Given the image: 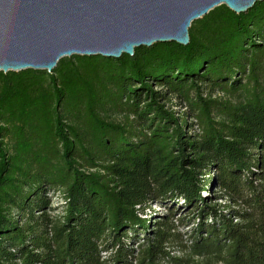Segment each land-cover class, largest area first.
<instances>
[{"label": "trees", "instance_id": "16d2710c", "mask_svg": "<svg viewBox=\"0 0 264 264\" xmlns=\"http://www.w3.org/2000/svg\"><path fill=\"white\" fill-rule=\"evenodd\" d=\"M189 35L0 72V264H264V3ZM124 104L128 123L100 113Z\"/></svg>", "mask_w": 264, "mask_h": 264}, {"label": "water", "instance_id": "95a60500", "mask_svg": "<svg viewBox=\"0 0 264 264\" xmlns=\"http://www.w3.org/2000/svg\"><path fill=\"white\" fill-rule=\"evenodd\" d=\"M264 0H0V72H54L74 56L120 59L158 43L188 46L219 6L245 14Z\"/></svg>", "mask_w": 264, "mask_h": 264}, {"label": "rangeland", "instance_id": "374dc122", "mask_svg": "<svg viewBox=\"0 0 264 264\" xmlns=\"http://www.w3.org/2000/svg\"><path fill=\"white\" fill-rule=\"evenodd\" d=\"M68 59L69 58H64L62 60H68ZM42 72H46V71H42ZM49 81H50V78H49ZM213 96L221 98L223 101H232L233 103H236L240 99V96L230 97V96L225 95V94L220 93V92H216ZM168 108H170L171 110L176 112L177 115L180 117H184V114L187 112L185 105H183L176 98L171 99V101L168 104ZM61 113H63V111H61ZM100 113L104 117L105 120L112 122L114 124H121L122 125V124L128 123V115L126 114L125 104L123 106H120V107H109V106H107L105 109L100 110ZM191 122H192V120H191ZM67 123L68 124H74L75 122L69 117V118H67ZM78 127H79V125H78ZM49 147H51L50 143H49ZM7 149L9 151V155L11 157H13L15 155V150H14V145H13L12 140H9L7 142ZM58 150H60V148ZM37 151H38V147H35L34 152H37ZM55 162L57 163L58 160ZM32 171L35 172L34 167L32 168ZM206 196H211V194L206 193ZM49 198H50L51 208L53 210L52 213L53 214H61V212L63 211V209H62V207H63L62 197L58 193H55V194L50 193ZM218 202L221 203L222 201H218ZM152 210L154 213H156V214H152V215H151V212L148 213V216H151L152 219L157 218L158 216H156V215H163L166 213V209L159 207V206H153ZM180 215L188 216L187 211H184V209L183 210L180 209L179 212L177 213L176 217H179ZM185 222H189L188 218L185 219ZM192 227H193L192 222L186 223L185 228H181L180 232L182 234L189 233ZM186 236L187 235H185L184 238H186ZM140 238H143L142 233H140ZM174 253L179 255V256H182V255L186 256L187 255V253H183V249H181L179 246L175 248ZM195 261L196 262L194 264H207V262H205L201 259H195Z\"/></svg>", "mask_w": 264, "mask_h": 264}]
</instances>
